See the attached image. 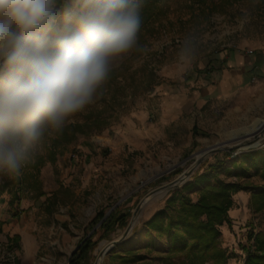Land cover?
<instances>
[{
  "label": "rangeland",
  "instance_id": "obj_1",
  "mask_svg": "<svg viewBox=\"0 0 264 264\" xmlns=\"http://www.w3.org/2000/svg\"><path fill=\"white\" fill-rule=\"evenodd\" d=\"M162 3L164 13L137 36L129 52L112 61L92 102L66 121L63 134L70 141L59 146L55 160L49 155L51 143L62 132H45L35 162L20 178L0 176V264H70L88 239L93 248L84 264H127L117 257L128 250L141 257L129 264H163L166 239L149 231L147 222L168 198L222 153L231 152L227 165L233 169L234 158L264 149V139L256 144L264 138L262 133L197 159L196 154L229 142L228 134L195 143L182 155L163 143H138L129 134L138 128L137 115L157 102L162 89L184 83L182 79L213 63L212 56L229 49L264 52L262 0H220L208 6L193 0ZM60 4L57 9L63 16L74 0ZM103 167L108 170L100 172ZM189 172L183 183L165 188ZM252 174L249 178L220 174L221 179L249 187L233 196L231 225L220 228L221 246L231 256L228 264H245L248 254L243 247L255 251L250 234H264V210L257 211L260 201L253 199V193L264 187V178ZM17 181L21 188H16ZM15 192L20 193L18 217L10 206ZM240 193L244 198L235 204ZM191 197L196 201L198 194ZM121 216H125L121 223L104 226ZM128 225L129 234L119 241ZM114 241L119 242L112 247Z\"/></svg>",
  "mask_w": 264,
  "mask_h": 264
},
{
  "label": "clouds",
  "instance_id": "obj_2",
  "mask_svg": "<svg viewBox=\"0 0 264 264\" xmlns=\"http://www.w3.org/2000/svg\"><path fill=\"white\" fill-rule=\"evenodd\" d=\"M0 0V176L18 179L45 132L88 106L137 43L143 0Z\"/></svg>",
  "mask_w": 264,
  "mask_h": 264
},
{
  "label": "trees",
  "instance_id": "obj_3",
  "mask_svg": "<svg viewBox=\"0 0 264 264\" xmlns=\"http://www.w3.org/2000/svg\"><path fill=\"white\" fill-rule=\"evenodd\" d=\"M163 0H143L140 12L141 26L137 36L145 31L151 23L163 13ZM199 6L215 4L220 0H193ZM226 2L240 0H221ZM62 0L57 6L61 8ZM264 4V0H262ZM56 135L52 139L50 159L54 161L56 151L63 143H68V136ZM67 139H65L64 137ZM70 141V140H69ZM231 152L222 153V157L214 163H209L203 172L198 173L193 181L186 183L181 191L174 192L166 205L147 222L149 231L156 232L167 241V252L162 258L163 264H228L231 256L221 246V226L231 225L229 211L232 209L233 196L239 191H247L249 187L238 182H228L220 178L221 172L237 178H249L260 175L264 178V149L243 153L232 162L233 169L227 165ZM22 182L17 181L16 188H21ZM21 190V189H19ZM255 191V190H253ZM188 192V193H186ZM191 193L198 194L194 201ZM20 193L15 192L10 206L14 217L19 216L18 205ZM253 199L259 200L256 210H264V187L253 193ZM24 212V211H23ZM125 216L113 217L104 226L121 223ZM112 227V226H111ZM16 243L18 237H15ZM255 241V251L249 246L243 247L248 254L245 264H264V234H250L249 240ZM93 248L91 239L86 240L73 254L70 264H84ZM123 263H134L141 257L128 250L125 256H118Z\"/></svg>",
  "mask_w": 264,
  "mask_h": 264
},
{
  "label": "crops",
  "instance_id": "obj_4",
  "mask_svg": "<svg viewBox=\"0 0 264 264\" xmlns=\"http://www.w3.org/2000/svg\"><path fill=\"white\" fill-rule=\"evenodd\" d=\"M249 51L225 50L212 56L208 67L182 79L184 83L162 89L157 102L137 115L138 128L129 134L138 143L175 148L177 155L221 133L229 140L231 132L264 115V52ZM243 198L240 193L235 204Z\"/></svg>",
  "mask_w": 264,
  "mask_h": 264
},
{
  "label": "bare ground",
  "instance_id": "obj_5",
  "mask_svg": "<svg viewBox=\"0 0 264 264\" xmlns=\"http://www.w3.org/2000/svg\"><path fill=\"white\" fill-rule=\"evenodd\" d=\"M262 133H264V117L256 119L251 125L243 128V129L231 132L229 135L230 136L229 142L218 143L216 146L210 147V148L196 154L195 157L197 159H201L202 157L209 155L211 153V151L215 148L229 147L232 143H238V145H239V143H242L243 141L251 140L254 137L261 136ZM263 139L264 138H261L256 144H259L261 141H263ZM231 146H233V145H231ZM183 176H185V175H183ZM183 176H181L180 179H182ZM165 188H168V187H165Z\"/></svg>",
  "mask_w": 264,
  "mask_h": 264
},
{
  "label": "water",
  "instance_id": "obj_6",
  "mask_svg": "<svg viewBox=\"0 0 264 264\" xmlns=\"http://www.w3.org/2000/svg\"><path fill=\"white\" fill-rule=\"evenodd\" d=\"M222 150H225V149H224V148H222V149H220V148H215V149H213V150L211 151V153L219 152V151H222ZM211 153H210V154H211ZM183 175H185V176H183L182 179L179 178L178 180H176V181H174L173 183L169 184L167 187H168V188H172V187H175L176 185H178V184H180V183H183L187 178H189V177L191 176V173H190V172H189V173H184ZM141 205H142V202H141V204L138 206L137 211L139 210V208L141 207ZM130 224H131V223H130ZM130 228H131V226L128 225V227H127L125 233L123 234L122 238H121L119 241H121V240H123V239H125V238L127 237V235H128L129 232H130ZM119 241H114L112 247H113L114 245H116Z\"/></svg>",
  "mask_w": 264,
  "mask_h": 264
},
{
  "label": "built area",
  "instance_id": "obj_7",
  "mask_svg": "<svg viewBox=\"0 0 264 264\" xmlns=\"http://www.w3.org/2000/svg\"><path fill=\"white\" fill-rule=\"evenodd\" d=\"M249 53H252V51L250 50ZM235 155H237V154H235Z\"/></svg>",
  "mask_w": 264,
  "mask_h": 264
}]
</instances>
